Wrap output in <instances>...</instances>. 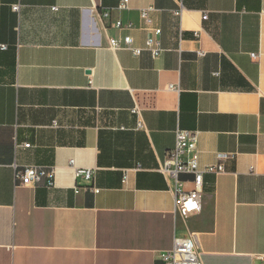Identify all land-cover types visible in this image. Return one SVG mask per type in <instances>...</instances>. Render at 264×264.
Returning a JSON list of instances; mask_svg holds the SVG:
<instances>
[{
  "label": "crops",
  "instance_id": "obj_1",
  "mask_svg": "<svg viewBox=\"0 0 264 264\" xmlns=\"http://www.w3.org/2000/svg\"><path fill=\"white\" fill-rule=\"evenodd\" d=\"M120 3L0 0V264H164L190 233L200 264H264V0ZM148 7L160 55L109 49L144 46ZM178 129L197 133L200 166L231 156L189 217L159 172ZM26 166L54 186L16 185Z\"/></svg>",
  "mask_w": 264,
  "mask_h": 264
},
{
  "label": "built area",
  "instance_id": "obj_2",
  "mask_svg": "<svg viewBox=\"0 0 264 264\" xmlns=\"http://www.w3.org/2000/svg\"><path fill=\"white\" fill-rule=\"evenodd\" d=\"M128 4L129 0H121L118 9H128ZM12 9L17 12L19 5H13ZM151 11H153L151 7L139 10L140 19L144 25L143 29L150 30L143 47H135L131 36L126 35L119 38H108V48L113 51L126 49L131 51L135 56H139L142 52L146 51L151 57L157 58L163 51L159 42L161 31L158 28H151ZM180 13L181 9L176 12V15L180 16ZM109 16V11H103L97 15L103 30L107 28L105 21L108 20ZM206 18V14H203L202 20ZM113 26L117 29L132 28L131 23L124 25L120 21L113 22ZM199 55H203V53H199ZM250 57L257 59L258 55L251 54ZM131 112L137 118V129H143L140 110L135 107ZM197 141V133L178 129L175 133V146L167 154L165 161L159 167V172L168 178L172 184L174 213L182 217H189L201 211L204 175L223 173L225 171L223 162L231 158L230 155H219L218 159L220 162L218 164L200 166L198 163ZM20 146L28 148L30 145L22 144ZM69 166L73 168L76 178L89 180L94 175V170L74 167L72 160L69 161ZM54 173L53 168L26 166L22 170L16 171L14 181L19 186H31L43 183L45 187L51 188L54 186ZM182 174L192 176L191 190L184 188V182L179 178ZM161 260L164 264H200L196 234L190 233L185 238L174 239L172 249L163 253Z\"/></svg>",
  "mask_w": 264,
  "mask_h": 264
}]
</instances>
